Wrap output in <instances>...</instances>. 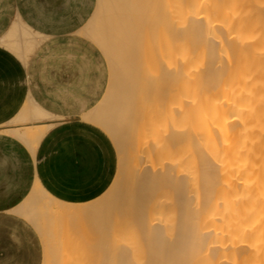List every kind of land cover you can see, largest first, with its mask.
<instances>
[{
  "label": "bare ground",
  "instance_id": "obj_1",
  "mask_svg": "<svg viewBox=\"0 0 264 264\" xmlns=\"http://www.w3.org/2000/svg\"><path fill=\"white\" fill-rule=\"evenodd\" d=\"M96 18L112 86L89 119L119 173L49 210L44 264H264V0H100Z\"/></svg>",
  "mask_w": 264,
  "mask_h": 264
},
{
  "label": "crops",
  "instance_id": "obj_2",
  "mask_svg": "<svg viewBox=\"0 0 264 264\" xmlns=\"http://www.w3.org/2000/svg\"><path fill=\"white\" fill-rule=\"evenodd\" d=\"M99 4L94 0L79 34L103 61L97 67L110 85V62L88 34ZM15 11L16 18L0 20V264H44L38 224L55 203L87 204L106 193L117 175L118 151L89 119L108 89L93 108L65 112L64 94L49 90L48 26L23 16L27 9Z\"/></svg>",
  "mask_w": 264,
  "mask_h": 264
},
{
  "label": "rangeland",
  "instance_id": "obj_3",
  "mask_svg": "<svg viewBox=\"0 0 264 264\" xmlns=\"http://www.w3.org/2000/svg\"><path fill=\"white\" fill-rule=\"evenodd\" d=\"M15 8L27 9L21 12L23 16L40 20L48 26L49 90L50 95L55 92L64 94L65 104H70L64 107L65 112L75 113L83 105L93 108L101 100L103 91L108 89L104 98L106 97L112 86V79L108 85L104 69L97 67L103 61L96 58L93 46L79 34L86 18L94 9V0H0V20L16 18L19 12ZM105 131L118 151L115 182L119 173L120 152L115 138Z\"/></svg>",
  "mask_w": 264,
  "mask_h": 264
}]
</instances>
